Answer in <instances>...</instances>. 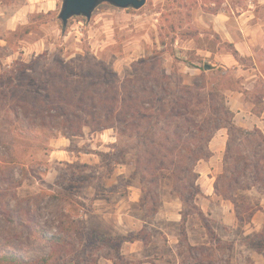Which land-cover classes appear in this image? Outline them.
<instances>
[{
  "label": "rangeland",
  "instance_id": "1",
  "mask_svg": "<svg viewBox=\"0 0 264 264\" xmlns=\"http://www.w3.org/2000/svg\"><path fill=\"white\" fill-rule=\"evenodd\" d=\"M62 4L0 0V257L264 264V143L211 110L220 95L234 118L264 112V0L101 4L65 30ZM28 89L66 100L16 107ZM83 95L96 103L79 110ZM198 156L195 180L175 167Z\"/></svg>",
  "mask_w": 264,
  "mask_h": 264
},
{
  "label": "trees",
  "instance_id": "2",
  "mask_svg": "<svg viewBox=\"0 0 264 264\" xmlns=\"http://www.w3.org/2000/svg\"><path fill=\"white\" fill-rule=\"evenodd\" d=\"M15 64H17V63H15ZM34 67H35L34 65H25V64H23V67H22V69L24 71L23 74H26V72L27 71H30V70L33 71V72H36V69H34ZM214 68H215L214 66H210V70H214ZM202 69L201 70L203 72L206 71L205 68H202ZM194 85H195L196 88L186 87V89L188 90L187 93L191 94L193 91H196L198 93V92H200L201 89L204 88V87H202V85H199V84H194ZM214 92H215V90L213 91V93ZM16 94H18V92ZM32 94H34L33 91H31L29 89L26 90V92L24 94H21V92H20V95H15L17 98L16 97H12V99H13L12 102H15L16 101L17 103L14 104V105L16 107H19L20 108L21 105L27 104V102L29 103L30 100H32L34 102L33 103L34 106H38V105L45 106V109L48 110V112H50L51 110H53L52 107H51V105H59L60 104L59 103L60 100H63V102L66 100V90H64L63 92H59V93H56V94L53 95V93H51L49 91V89H47L46 92L41 97H39V98L38 97H34ZM78 100H79V102L77 103V109H79V110L82 109V108H87L89 106H93L96 103V101H95L96 99L94 100L92 97L90 98V97H87V96H84V95L82 96L81 99L79 98ZM2 101L6 105V104H9L8 102H11V99H9V96L4 95V96H2ZM213 101L215 102V105H213V107H211L212 112H214L215 115H222V116H228L229 117V119L227 121V123H228V127L227 128H228V130L230 132H232V131L233 132H238L242 136H251V135H255V134L258 135L259 134L260 137H261V139H262V141H263V143H264V137H263V135L261 134V132L258 129H255L254 131H249V130H246V129H243V128H239V127H237L234 124V121H233L234 114L227 107V105H226L225 100H224L223 97H221L220 95H217V99H213ZM179 107H181V108H179V109L178 108H175V110H179L178 112H180V113L177 112V115L176 116L181 115L182 114L181 112H186L187 113V112H190L191 111V104L190 103H187L186 100H184L183 103L180 101ZM89 108H91V107H89ZM18 113L19 112L16 111L15 116L18 117L20 115ZM65 116H67V118H66L67 120H70L71 121L70 116H68V115H65ZM72 117H77V119H78V118H81L82 116L79 115L78 112H76L74 115H72ZM190 121L193 124V127L192 128L194 129L195 136H196V133H203L205 131V129H206L207 123H209L208 120H206L204 122H201L202 124L200 123V124L197 125V123L193 122V120L190 119ZM209 124H211V126L208 127V129L210 130V133L213 134V129H211V128L216 129L217 127H215L213 125V123H209ZM221 128H224V127H220V129ZM79 131L81 132V129ZM174 134H176V133H174ZM177 135H178V133H177ZM211 140H212V138L210 137V139H208V142H210ZM190 152L192 154L195 153L194 150H192ZM205 158H207V156L206 157H200V156H198V157H195L193 159V161H191V162H186V163L183 162V164H181V165L177 163V164H175V167H177V168L178 167L184 168V170H183L184 171V175L185 176L194 177V180H195L196 177L198 176V174L196 173L195 167H196V165H197V163L199 161H201V160H203ZM262 161H263V159H262ZM245 163H248V162H245ZM151 164L152 163H150L146 167L145 170H154L155 165L153 167ZM182 165H183V167H182ZM160 167L161 168L159 169V171H162L163 168H164L163 163H160ZM252 169H253V167H251V170ZM166 170L169 171V168L166 167ZM172 173H173V177L179 180L180 177H178V172H176V168L173 170ZM156 178L157 179L159 178L158 175H156ZM195 186H196V183L193 181L191 184H189V189H191L193 191L194 189H196ZM174 188H175V190L180 191L179 187L176 184H175V187ZM48 261H49L48 258H41V259H38L36 261H28V260L23 259L22 257H20V256H18L16 254H13V253H7L6 255L0 257V264H48Z\"/></svg>",
  "mask_w": 264,
  "mask_h": 264
},
{
  "label": "water",
  "instance_id": "3",
  "mask_svg": "<svg viewBox=\"0 0 264 264\" xmlns=\"http://www.w3.org/2000/svg\"><path fill=\"white\" fill-rule=\"evenodd\" d=\"M146 3L147 0H63L59 19L62 21L63 30H65L69 20L74 17H84L90 21L94 11L101 4H109L122 10H140ZM205 69H210V66L206 65Z\"/></svg>",
  "mask_w": 264,
  "mask_h": 264
},
{
  "label": "crops",
  "instance_id": "4",
  "mask_svg": "<svg viewBox=\"0 0 264 264\" xmlns=\"http://www.w3.org/2000/svg\"><path fill=\"white\" fill-rule=\"evenodd\" d=\"M252 114H248L247 112H245L244 107L243 108H238L236 110V115L234 118V124L239 127V128H243L246 130H250L249 128H254V129H258L260 130L263 135H264V112L261 114V117H256L255 121L250 122L249 120H253L250 119V116ZM228 144V141L226 142V146Z\"/></svg>",
  "mask_w": 264,
  "mask_h": 264
}]
</instances>
